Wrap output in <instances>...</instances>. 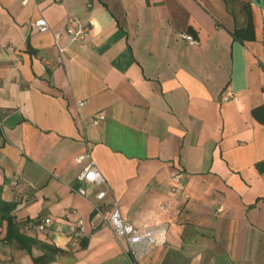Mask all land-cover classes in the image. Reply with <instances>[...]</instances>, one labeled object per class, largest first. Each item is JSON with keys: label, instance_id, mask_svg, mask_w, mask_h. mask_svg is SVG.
<instances>
[{"label": "crops", "instance_id": "0c3cea01", "mask_svg": "<svg viewBox=\"0 0 264 264\" xmlns=\"http://www.w3.org/2000/svg\"><path fill=\"white\" fill-rule=\"evenodd\" d=\"M74 15L95 25L71 42ZM87 153L105 184L79 179ZM263 161L264 0H0V186L37 241L0 226V264H36L43 243L58 247L43 264H132L105 221L113 201L137 227L168 224L141 264H264ZM179 169L188 185L174 193ZM50 215L64 231L27 226Z\"/></svg>", "mask_w": 264, "mask_h": 264}, {"label": "built area", "instance_id": "2783aa9c", "mask_svg": "<svg viewBox=\"0 0 264 264\" xmlns=\"http://www.w3.org/2000/svg\"><path fill=\"white\" fill-rule=\"evenodd\" d=\"M23 2L28 3L29 0H23ZM36 27L43 32L50 29V23L48 18L40 17L34 21ZM95 21L93 17L88 19H84L80 17V15H74L71 17L66 24L67 35L71 42L75 40H84L90 31L94 28ZM65 32H57L55 34V43L59 47V52L63 53L67 46L61 43V39L64 37ZM182 38L187 41L193 43L194 45L200 44L198 38H196L191 32H186L181 34ZM238 97V93L234 89H225L222 91V101L228 102ZM86 104L85 101H81L80 105ZM108 117V112L99 111L95 114L94 119L97 122H104ZM92 159V155L87 153L86 155L82 154L78 158V162H81L86 159ZM79 179L82 183L88 184H100L103 185L106 183V180L103 176L102 171L99 169L95 161L92 159L89 163L84 167V170L79 175ZM173 186L172 190L174 193H180L186 189V185H188L187 175L184 173V170L179 169L175 171L172 175ZM16 183V181H14ZM86 185H82L80 189H78V193L82 195L88 194ZM97 197L100 200H104L107 198V191L99 190L97 192ZM164 206L162 205V208ZM55 216H47L39 218L38 220L28 221L27 226L30 228H37L39 231L45 232H53L55 230H59V232L64 231V227L55 223ZM105 221L108 224H112L115 227V235L119 239L127 240V248L126 251L130 256V261L132 264H141L146 258L153 253V249L155 246L160 243L165 242V235L167 233L168 224H155L153 226H149L146 228L137 227L134 224L130 223L128 220L123 218L122 210L117 203V201H113V207L110 209V212L106 214ZM85 226L84 220L78 219L74 223L69 224L68 234L71 237L74 245H80L82 242V237L84 235Z\"/></svg>", "mask_w": 264, "mask_h": 264}, {"label": "trees", "instance_id": "16d2710c", "mask_svg": "<svg viewBox=\"0 0 264 264\" xmlns=\"http://www.w3.org/2000/svg\"><path fill=\"white\" fill-rule=\"evenodd\" d=\"M237 34V33H236ZM258 167L260 170L264 171V161L259 162ZM3 187L0 186V226L6 225L7 234L5 239L9 242L16 240L22 247L30 248L33 244L37 243L35 239H33L28 234L22 232L19 224L16 222V217L13 212L14 208L18 205L16 201L13 200H5L2 197ZM46 249L44 254L40 255L35 259L36 264H43L54 259L55 252L58 250V247L53 246L51 244L43 243Z\"/></svg>", "mask_w": 264, "mask_h": 264}]
</instances>
